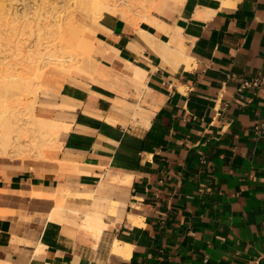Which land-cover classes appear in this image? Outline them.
<instances>
[{
	"label": "crops",
	"instance_id": "crops-1",
	"mask_svg": "<svg viewBox=\"0 0 264 264\" xmlns=\"http://www.w3.org/2000/svg\"><path fill=\"white\" fill-rule=\"evenodd\" d=\"M174 5L145 40L105 14L99 71L40 90L54 151L0 158L1 264H264V0Z\"/></svg>",
	"mask_w": 264,
	"mask_h": 264
},
{
	"label": "bare ground",
	"instance_id": "bare-ground-1",
	"mask_svg": "<svg viewBox=\"0 0 264 264\" xmlns=\"http://www.w3.org/2000/svg\"><path fill=\"white\" fill-rule=\"evenodd\" d=\"M10 1L12 0H9V2ZM157 1L158 0H78L76 7L84 13L94 16L97 21L104 17L105 14H111V16L114 15V17H116V15L122 16L121 18H125L128 23L130 22L137 26L140 34L144 36L145 40L153 36L140 26L141 23L153 24L155 28L156 26L159 28H163L164 26V23L152 14L153 7ZM173 1H175L177 5H181L185 0ZM41 5L24 9L20 16L22 20L24 19L25 21L24 27H30L29 29L31 32L29 31V34H35L36 39L35 43L32 45L23 46L22 43H24V41L21 42L20 40L17 45L14 46L17 52L14 51L12 56L17 57L24 51L26 53L25 64H22L21 60L17 61V59L14 58L15 61L7 63L5 71L0 75V156L2 157L29 154V156L32 157L43 158L53 152L51 137L57 134L56 127H58V125L53 123V120L44 119L35 114V107L38 103L37 97L41 88H54L52 87L53 85L51 86L49 84L50 80L61 81L64 79L73 81L78 76L89 78L94 73L98 72L101 67L99 48L90 37L86 36V32H90L91 27L85 26V23V25H81V21L78 22L80 23L79 25L76 16H73L75 12H73L72 17L70 16L71 18L69 17L68 19L66 16L63 18L64 14L62 18L53 15L54 17L50 19L48 17L47 19L49 20L47 21L46 19H41ZM46 17L45 15V18ZM56 33H59L58 37H61L58 42L51 44V42L48 41L46 45L41 43L43 39L47 38L46 35L51 36ZM65 35H70L69 39L63 37ZM70 40L75 44L72 51L79 53L80 58L72 64L60 63L58 62L60 56L67 52L64 50V45ZM107 52L108 50L106 54ZM159 52L169 54L176 58L178 63L184 62L187 67H189L191 59L182 52L171 49L167 44H164L159 49ZM94 65L97 66L96 69H92L95 67ZM11 96H22L26 100L25 105L27 110L24 109L25 112L24 110L8 112L6 106L8 98ZM13 108L10 107V109ZM14 133L16 134L14 135ZM27 135H30V140L24 139ZM60 206L62 205L60 204ZM129 247V245L122 244L120 248H116L115 251L116 253L119 252L124 254L126 252L125 250Z\"/></svg>",
	"mask_w": 264,
	"mask_h": 264
},
{
	"label": "rangeland",
	"instance_id": "rangeland-1",
	"mask_svg": "<svg viewBox=\"0 0 264 264\" xmlns=\"http://www.w3.org/2000/svg\"><path fill=\"white\" fill-rule=\"evenodd\" d=\"M77 2H78V0H75V1L74 0H59V2H58V0H25V1L24 0H20V1L12 0L10 2H9V0H0V75L3 74V72L5 71V69L7 67V63L15 61L14 58H16L17 61L21 60L22 64H25L26 53L24 51L21 54H19V56H17V57L12 56L14 51L17 52L16 49L14 48V46L17 45L18 41H20V40H21V42L24 41V43H22L23 46L32 45L36 41L35 34L34 35H32V33L29 34V31H30L29 28L30 27L25 28L24 27L25 21H24V19L22 20V18L20 17L22 15L21 14L22 11L26 8H30V7L42 4L41 6L44 8H42L40 6L41 7V11H40L41 19H44V20L46 19V21L49 20L50 18L54 17V16H58V18H62L63 14H64L63 18H65V16H66V18L68 19L70 16L72 17V13L75 12V13H73V16H76L77 23L81 21L80 22L81 25L85 23L86 24V25L84 24L85 26L92 27L94 32H95V35H96L94 25L97 24L98 21L95 20L94 16H92L90 14H86V13L78 10L76 7ZM172 2L174 4H176L175 1H173V0H164V1L157 2L155 4V6L153 7L152 14L157 15V16H173L174 13H176L178 11L179 7L175 6ZM168 3H170V5H169V7H167V9L171 8L173 10L170 13H159L158 12L159 8L164 6L165 4H168ZM29 5H31V6H29ZM55 5H56V7H55ZM8 6H10V7H8ZM75 7H76V9H75ZM48 10H49V12H48ZM51 10H52V12H51ZM45 15L47 16L46 18H45ZM48 17H49V19H47ZM118 17L121 18L122 16H118ZM122 19L126 20L125 18H122ZM80 23H78V24L80 25ZM93 30L91 29L90 32H92ZM90 32H86L87 37L91 36ZM58 36H59V33L53 34L51 36L46 35L47 38L43 39L41 43L46 45V43L48 41H50L51 44L54 42H58L61 38ZM63 37H66L67 39H69L70 35H65ZM66 38H64V39H66ZM64 46H65L64 50L67 52L60 56V60H58V62L65 63V64H70V63L72 64V63H75L76 61H78L80 58V54L72 51L75 44H73L72 41L70 40V41H67ZM25 102H26V100L22 96H13V97L11 96L8 98L6 109L8 110V112H17V111H22L24 109L27 110ZM10 107L11 108L15 107V108H13L14 109L13 110V109H10ZM25 110H24V112H25ZM15 134L16 133H14V135ZM29 136L30 135L25 136L24 139L30 140ZM54 137L55 136L51 137L52 138L51 142H52ZM6 157L25 158V157H32V156H29V154H24L21 156H10L9 155ZM0 158H3V157L0 156Z\"/></svg>",
	"mask_w": 264,
	"mask_h": 264
},
{
	"label": "built area",
	"instance_id": "built-area-1",
	"mask_svg": "<svg viewBox=\"0 0 264 264\" xmlns=\"http://www.w3.org/2000/svg\"><path fill=\"white\" fill-rule=\"evenodd\" d=\"M260 129V126L258 125V126H256V130H259Z\"/></svg>",
	"mask_w": 264,
	"mask_h": 264
}]
</instances>
